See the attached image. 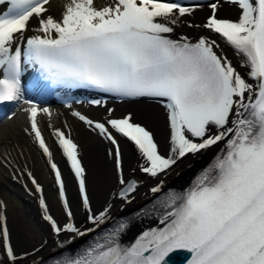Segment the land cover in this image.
<instances>
[{
  "label": "snow or ice",
  "instance_id": "6c2138e0",
  "mask_svg": "<svg viewBox=\"0 0 264 264\" xmlns=\"http://www.w3.org/2000/svg\"><path fill=\"white\" fill-rule=\"evenodd\" d=\"M226 2L238 8L237 19L218 16L219 5L213 2L207 5L211 14L206 22L196 24L190 18L204 5L182 0H111L102 5L96 0H66L59 19L47 7L51 0H0V105H25V131L54 175L67 217L63 225L50 214L43 187L30 171L27 175L52 231L57 237L71 234L65 244L106 223L111 205L93 211L79 146L70 133L53 128L78 182L82 207L95 227L82 230L76 225L65 180L38 120H51L53 113L26 98V91L42 93L47 89L44 82L51 81L121 101L144 99L163 106L169 127L167 156L149 128L131 113L116 115L103 96L89 101L105 110L101 119L72 113L115 147L110 154L124 186L119 197L126 203L132 202L138 184L125 179L114 133L135 146L143 160L140 170L150 177L166 173L189 154L225 144L189 189L167 194L159 219L162 227L125 244L121 237L131 222H116L88 247L63 253L51 264H264V0ZM185 24L217 34L246 71L242 74L226 55L218 54L216 39L201 36L193 43L187 36L172 38L176 27ZM29 31L33 34L27 35ZM26 66L39 73L27 89L22 83ZM151 191L159 193L161 187ZM3 207L0 201L3 250L11 264H24L29 254L21 257L15 252Z\"/></svg>",
  "mask_w": 264,
  "mask_h": 264
},
{
  "label": "bare ground",
  "instance_id": "6f19581e",
  "mask_svg": "<svg viewBox=\"0 0 264 264\" xmlns=\"http://www.w3.org/2000/svg\"><path fill=\"white\" fill-rule=\"evenodd\" d=\"M65 2L66 0H51V4L47 6L50 14L59 19ZM96 2L102 5L111 2V0H96ZM213 2L219 5L218 16L231 20L237 19L239 10L235 5L227 3L226 0H214L209 3H202L204 6L194 13L193 17L190 18L191 21L196 24L206 22L211 14V9L207 5ZM30 26L32 28L37 26L35 18L30 22ZM32 34L31 31L27 33V35ZM172 34L178 38L187 36L193 42H196L201 36L216 39L220 45V48L216 49L218 54L226 55L242 74L246 71L239 63V58L234 55L233 50L217 34H212L202 28L188 27L186 24L176 27ZM107 102L108 107L115 109L116 115L133 114L137 122L145 125L154 133L161 153L165 156L169 155L167 114L161 104L153 101H121L119 99L107 100ZM23 107L25 105L20 106L17 111L14 110L12 112L14 115H10L13 117L12 120H8L4 126H0V201H3L2 212L7 217V226L15 252L21 257H24L26 253L29 254L24 260V264H40L55 250L57 243H65L71 234L62 233L57 237L50 224L43 218V210L39 204V193L36 192L27 172L30 171L43 187L49 212L56 220L58 210H63V207L47 158L33 138L25 131L29 128V122L27 114L23 112ZM73 111H79L94 120H99L105 115L104 109L87 103L82 104L80 108L52 111L51 120L47 116H40L38 120L45 141L53 154V160L60 168L65 180L66 192L74 211L75 223L77 219H85L84 223L78 226L82 230L95 226L88 221V213L82 207L74 173L52 134L53 128L64 131L66 135L70 133L73 141L79 146L80 159L85 168L86 184L93 211L99 213L111 205L110 219L98 228L103 227L116 216L124 214L129 208L132 209L150 201L166 187L189 184L203 169L204 165L213 158L217 149L224 144L221 142L195 156L189 154L187 157L178 160L177 164L166 173H162L158 177H150L140 170V164L143 163V160L135 146L120 134L114 133L121 147L125 179H134L138 184L132 202L126 203L116 196L117 190L123 189L124 186L119 184L115 157L110 154L114 153L115 147L107 139L100 136L97 131L89 129L83 122L74 117ZM50 124L53 126L52 128L49 127ZM156 186L161 187L159 193L151 191ZM155 211L156 209L148 210L149 215L139 212L136 216L137 219L131 222L126 232L127 238H133L141 228H145L146 223H149L147 219L152 218ZM66 220L65 215V221L61 225ZM87 235L76 237L74 242L84 239ZM0 261H3V264H11L3 250L2 240H0Z\"/></svg>",
  "mask_w": 264,
  "mask_h": 264
},
{
  "label": "rangeland",
  "instance_id": "374dc122",
  "mask_svg": "<svg viewBox=\"0 0 264 264\" xmlns=\"http://www.w3.org/2000/svg\"><path fill=\"white\" fill-rule=\"evenodd\" d=\"M58 216H59V221L62 222L64 220L65 215H64V212L61 209H59V211H58ZM84 221H85V219L81 218V219H77L76 223H77V225H81V224L84 223Z\"/></svg>",
  "mask_w": 264,
  "mask_h": 264
}]
</instances>
